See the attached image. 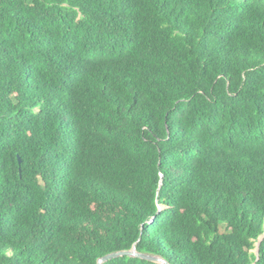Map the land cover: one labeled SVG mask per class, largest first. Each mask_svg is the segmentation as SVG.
I'll return each instance as SVG.
<instances>
[{"label": "trees", "instance_id": "16d2710c", "mask_svg": "<svg viewBox=\"0 0 264 264\" xmlns=\"http://www.w3.org/2000/svg\"><path fill=\"white\" fill-rule=\"evenodd\" d=\"M133 248L264 264V0H0V264Z\"/></svg>", "mask_w": 264, "mask_h": 264}, {"label": "water", "instance_id": "95a60500", "mask_svg": "<svg viewBox=\"0 0 264 264\" xmlns=\"http://www.w3.org/2000/svg\"><path fill=\"white\" fill-rule=\"evenodd\" d=\"M259 245H260V242H259ZM258 249H259V247L257 248V252H258ZM121 256L140 257V258H144V259L154 261V262H158L161 264H171L170 262H168L166 259H164L162 257H157V256H153V255L139 253L136 248H133L130 250L113 252L111 254L105 255L99 259L98 264H104L105 262H107L109 260H112V259H115V258H118Z\"/></svg>", "mask_w": 264, "mask_h": 264}, {"label": "rangeland", "instance_id": "374dc122", "mask_svg": "<svg viewBox=\"0 0 264 264\" xmlns=\"http://www.w3.org/2000/svg\"><path fill=\"white\" fill-rule=\"evenodd\" d=\"M259 246V242L256 244V247L258 248ZM257 248L254 250L255 252L257 251Z\"/></svg>", "mask_w": 264, "mask_h": 264}]
</instances>
